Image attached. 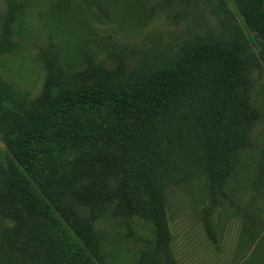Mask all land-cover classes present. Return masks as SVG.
<instances>
[{"label": "rangeland", "instance_id": "obj_1", "mask_svg": "<svg viewBox=\"0 0 264 264\" xmlns=\"http://www.w3.org/2000/svg\"><path fill=\"white\" fill-rule=\"evenodd\" d=\"M249 44L242 91L248 113L229 173L216 186L208 146L214 122L170 128L165 162L153 171L159 224L127 194L120 155L96 151L90 172L61 202L94 235L97 264H264V45L244 27L234 0H0V195L14 143L12 110L34 113L60 87L120 89L176 64L196 41ZM0 211V264H31L7 235Z\"/></svg>", "mask_w": 264, "mask_h": 264}, {"label": "trees", "instance_id": "obj_2", "mask_svg": "<svg viewBox=\"0 0 264 264\" xmlns=\"http://www.w3.org/2000/svg\"><path fill=\"white\" fill-rule=\"evenodd\" d=\"M234 2L244 27L264 45V0ZM248 48L243 38L196 41L173 66L140 74L120 89L81 83L58 88L32 114L11 109L8 130L14 143L0 211L19 227L7 235L9 244L30 253L31 264H97L93 233L61 202L90 172L96 151L122 157L128 196L159 224L153 171L165 162L172 124L177 122L181 133L203 127L204 105L214 122L209 168L219 186L241 144L248 113L241 74Z\"/></svg>", "mask_w": 264, "mask_h": 264}]
</instances>
